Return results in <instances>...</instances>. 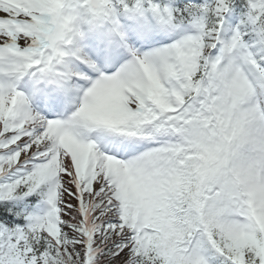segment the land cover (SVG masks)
Instances as JSON below:
<instances>
[{"label": "snow or ice", "instance_id": "6c2138e0", "mask_svg": "<svg viewBox=\"0 0 264 264\" xmlns=\"http://www.w3.org/2000/svg\"><path fill=\"white\" fill-rule=\"evenodd\" d=\"M0 264H264V0H0Z\"/></svg>", "mask_w": 264, "mask_h": 264}]
</instances>
